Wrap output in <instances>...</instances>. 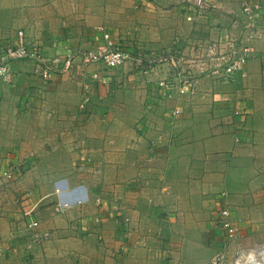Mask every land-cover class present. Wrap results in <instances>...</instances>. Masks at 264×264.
I'll return each mask as SVG.
<instances>
[{
	"label": "crops",
	"instance_id": "obj_1",
	"mask_svg": "<svg viewBox=\"0 0 264 264\" xmlns=\"http://www.w3.org/2000/svg\"><path fill=\"white\" fill-rule=\"evenodd\" d=\"M180 4L0 0V54L20 32L49 57L102 45V32L148 50L180 47L182 35L241 33L233 21L239 0H220L192 22ZM191 43L183 47L193 55ZM250 43L251 57L229 81L195 69L191 93L165 98L158 82L176 72L165 65L110 74L92 62L82 71L77 55L70 70L44 80L33 60L10 61L11 81H0V173L14 167L17 176L0 185V264H208L223 207L238 227L236 241L264 235V32ZM85 192L83 204L52 211L58 197ZM98 193L121 208L126 226L104 202L97 207ZM31 219L38 225L28 230Z\"/></svg>",
	"mask_w": 264,
	"mask_h": 264
},
{
	"label": "built area",
	"instance_id": "obj_2",
	"mask_svg": "<svg viewBox=\"0 0 264 264\" xmlns=\"http://www.w3.org/2000/svg\"><path fill=\"white\" fill-rule=\"evenodd\" d=\"M220 0H182L180 4L184 19L192 22L198 18L206 16ZM262 9L261 0H242L241 15L244 17L241 20V28L245 29V37L233 38L231 34L224 37L212 39L197 40L191 43L194 47V54L191 59L184 57L181 52L178 54L156 55L150 53L142 55L140 52L135 53L134 50L122 47L118 42L114 41L107 32H102L104 43L94 46L87 50H73L70 47L65 48L63 56L49 57L42 51L38 50L32 44L24 40L22 32L19 33L18 43L16 45H5L0 54V81L10 82L11 74L9 71V63L15 59H28L36 63L35 73L44 80H49L52 74L58 73L60 60L66 61L69 64L75 56H80L83 61L100 60L107 67H118L133 61L137 64L143 62L152 63L160 62L169 59L172 67L176 72L168 78H164L158 82L159 94L163 97L169 96L171 91H176L178 94L191 93L197 82L195 69H199V73L212 75L214 79L221 82L229 81L234 74L242 69L247 60L251 57L253 49L251 40L260 36V31L255 33H247L251 28L255 27L256 16ZM234 23L238 24L239 20ZM258 28V27H257ZM243 35V36H244ZM248 36V37H247ZM153 56H150L152 55ZM63 57V58H62ZM65 64V67H67ZM96 76V75H95ZM179 110L173 111V116L178 114ZM14 167H9L0 173V185L6 186L9 182L15 180L17 174ZM59 192V189H57ZM61 193V192H59ZM96 204L99 206L101 200L97 199ZM71 205L68 201H59L56 210L67 208ZM25 215L29 214L24 212ZM118 222L126 226L129 223L128 217L121 215L117 216ZM214 222L224 231L225 240L234 242L238 237V227L231 219L229 208L223 207L217 211L214 216ZM38 225V221L31 219L26 222V228L33 230ZM47 232L43 234L32 233V239L35 242L41 241L46 237ZM2 250L0 249V253ZM225 261L224 252L220 251L215 255L210 264H222ZM229 264H264V242L243 250H236V257Z\"/></svg>",
	"mask_w": 264,
	"mask_h": 264
},
{
	"label": "rangeland",
	"instance_id": "obj_3",
	"mask_svg": "<svg viewBox=\"0 0 264 264\" xmlns=\"http://www.w3.org/2000/svg\"><path fill=\"white\" fill-rule=\"evenodd\" d=\"M181 1V3H182V0H180ZM241 2H242V0H239V4H238V9H239V14L238 15H236L235 17H234V20L233 21H235V20H239V22H241V20H243L244 19V17L241 15ZM261 4H262V2H261ZM147 6V4H140V3H137V7H146ZM180 8H181V6H180ZM137 20H138V18H141V19H144L145 17H146V15H139L138 13H137ZM169 19H172V18H174V17H176V16H173V15H168L167 16ZM109 19V18H108ZM117 22H116V25H117V27H119V29L120 28H122L123 27V25L124 24H121L120 23V21L119 20H116ZM258 27V28H257ZM118 29V30H119ZM257 29H258V31H260V36H261V33L262 32H264V9H261V11H260V13L256 16V21H255V27L252 29L251 28V31H247L246 32V34L248 33H255V32H257ZM243 32L245 33V29L244 28H241V33L239 32L237 35H233V34H231V37H233V38H243V37H245V35L243 34ZM116 35H117V37L121 40V41H123V38L122 37H119V35H121V31H118L117 33H116ZM244 35V36H243ZM185 36V37H184ZM248 37V36H247ZM256 38V37H255ZM181 39H182V41H183V44L182 45H180V47H179V45L177 46V44L175 43V44H172L173 46L171 47H167V48H163V49H151V50H148V49H146V48H143L142 46L141 47H138V46H134L133 44H131V45H133L132 46V48L130 49V50H134L135 51V53H141L142 55H147L148 53L150 54V53H156V55L155 56H157V55H163L164 53H167V54H169V53H171V54H176V53H179V51L182 53V54H184V57H186L187 59H191V55L189 54V53H187L188 51L187 50H185V47H183V45L185 44H189V42L191 43H193V42H195V41H197V40H199V39H196V40H194V39H192V38H190V36H186V35H182V37H181ZM245 39H246V37H245ZM254 39V38H253ZM252 41V40H251ZM127 42V41H126ZM136 44V43H135ZM121 46L122 47H124V48H126V49H128V45H124V44H121ZM190 47V46H189ZM166 49H169V50H166ZM87 50V49H86ZM185 50V51H184ZM153 51V52H152ZM150 56H153V54L152 55H150ZM75 59L76 58H74L73 59V61H71L69 64H67L66 63V61H62V60H60V66H59V71H58V73H60V72H63V71H68V70H70L71 68H72V66L75 64V63H77V61H75ZM95 63V62H100V63H102L103 64V62H101L100 60H95V61H89V62H85V61H83V59L82 58H80V62L78 63L79 65H78V67H81V70L83 71V68H84V65H88V64H90V63ZM65 64H67V67H65ZM104 65V64H103ZM162 65H165V66H168L169 68H172V65H171V63H170V61H169V59H167V60H164V61H160V62H152V66L154 67V70L156 69V67H161ZM105 66V65H104ZM134 67H136V68H139L141 71H143V72H148V63H146V62H143V63H141V64H137V63H135V62H133V61H130V62H127L126 64H124V65H122V66H118V67H107V66H105V69L103 70V72H105V71H107L108 73H110V74H114V73H116V72H129V71H132L133 70V68ZM109 68V69H108ZM162 68V67H161ZM95 69H97V68H95ZM113 76V75H112ZM94 77H96L97 79H98V76H95L94 75ZM168 77H170V76H167V77H165V78H168ZM164 79V78H163ZM162 80V79H161ZM160 81V80H159ZM113 84H114V81L112 80V81H110V86H113ZM161 96V95H160ZM159 96V98H161ZM142 95H140V99L142 100ZM165 97H168V96H165ZM165 97H163V98H165ZM84 100H86L85 98H84ZM83 104V103H82ZM77 160H75L74 161V164H73V170H74V172H81L82 170H80V162L79 161H77ZM60 192H63V191H60ZM87 193H89V192H85V193H82V194H75V196L77 195L78 197H74V198H66L65 196H63V197H58V196H61V194L59 195L58 193V200L56 201V203L54 204V206L52 207V211L54 212V213H59V212H62V211H65L66 209H70V208H72V205L73 204H77V205H81V204H83L84 203V198L83 197H81V195L82 196H84V197H88V196H90V193L89 194H87ZM116 198V200H119L120 199V196H119V194H117L116 196H115ZM49 198V197H48ZM50 199H51V197H50ZM97 199H99V200H101V204L99 205V207H98V205H97V207L98 208H100L101 206H102V204H103V202L105 203V205H106V207L107 208H109L110 210H115L114 212H113V215H114V217L116 218L117 216H119V215H122V216H124L125 214H123L122 213V210H121V208L119 207L118 208V205H115L114 207L112 206V204H111V202H112V200L113 199H110V197H105L103 194H101V193H98V195L97 196H95V198H94V203L96 204V200ZM68 201V202H70L71 203V205L69 206V207H67V208H63V209H60V210H56L55 209V207L57 206V203L59 202V201ZM115 201V200H114ZM119 201H121V200H119ZM117 202V201H116ZM221 209V208H220ZM218 210V209H217ZM51 211V212H52ZM48 212V211H47ZM30 214H27V216H29ZM48 215V214H47ZM26 216V215H25ZM23 217V216H22ZM98 217H96L94 220H96V221H98ZM215 225H216V229H217V233H216V237H217V241H218V243H217V247H216V249H215V251H214V254H213V256H211L212 258H211V260L209 261V263L208 264H210L211 263V261H212V259H214L215 258V255L218 253V252H220V251H223L224 252V256H225V261H224V263H222V264H229V263H231V262H233V260H234V258L236 257V250L238 249V248H241V249H243V250H250V248H252V247H254V246H256L257 244H260V243H262V242H264V235H262V236H260L259 238H257V236H254L253 238H249L247 241H245V243L243 244L242 242H238V241H234V242H227L226 240H225V234H224V231L221 229V228H219V226L215 223ZM237 226V225H236ZM262 226H264V223H262ZM15 230H17V231H20V230H22V227L21 228H16L15 227ZM130 230H131V232H133L134 231V228H130ZM129 231V230H128ZM238 232H239V230H238ZM238 237H239V234H238ZM237 237V238H238ZM14 240L10 243V246H11V248L12 247H16V245H17V242L14 244Z\"/></svg>",
	"mask_w": 264,
	"mask_h": 264
}]
</instances>
